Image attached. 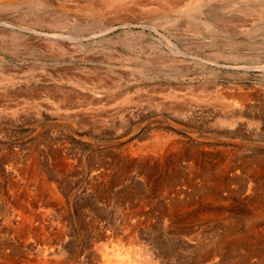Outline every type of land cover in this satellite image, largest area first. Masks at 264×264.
I'll return each mask as SVG.
<instances>
[{
    "label": "rangeland",
    "instance_id": "rangeland-1",
    "mask_svg": "<svg viewBox=\"0 0 264 264\" xmlns=\"http://www.w3.org/2000/svg\"><path fill=\"white\" fill-rule=\"evenodd\" d=\"M4 1L14 4L0 8V88L3 90L1 91L0 89V98L2 96L0 99V186L3 185L0 187V193L4 189L13 187L14 184L18 185L20 180L22 182L23 179H27V175L32 173L34 166L38 165L40 172H55L54 163H52L55 158H57L56 163L59 167L58 170H60L58 173L63 175L62 178H64L63 181L62 178L61 181L56 180V183L63 189L71 190L72 188V190L84 191L91 183L90 178L93 177L94 171L103 170L105 164L106 169L109 168V171L113 169L111 171L112 177H114L112 172L123 171L127 179L125 184H117L118 181L115 182L116 180L113 179L114 181L108 185L111 191L128 190L132 192L134 190L133 193H138L146 188L156 189L161 185L168 186L175 180L173 184L180 190L183 189L181 192L185 196L190 194V185L185 184L186 179L189 177L190 179L195 177L194 180L200 178L199 168H201L200 170L205 169L210 163L211 168L208 167V169L212 170H210V173L213 172L214 166H216L215 169L218 168V164L214 162L219 163L225 158H229L231 161H238L243 157L247 160L252 159V162L255 160V163L260 160L261 163H264V122H262L264 119H261L264 118V94H262L264 93V67H262L264 65V59H262L264 58V13L258 11V9L262 11L259 7V2L256 4L255 0H200L198 7L201 10L200 12V10L196 9H187L194 4L192 3L193 0H175L176 8L174 9L167 7L169 6L168 1L140 0L137 4L136 0H125L126 5L132 12L128 10V13L126 11L119 15L114 10L112 12V9L104 7H100L98 10L93 9L89 12L87 7L93 6L89 5L91 0H44L47 5L50 4L43 8L36 7L29 0ZM99 1L101 2L102 0H93L92 2L98 3ZM144 2L147 4L144 5ZM180 2H183V5ZM249 5L255 6L249 10L248 14L243 13L241 10H247L246 7H249ZM178 6L181 7L177 9ZM63 7L64 9H62ZM31 19L32 21H30ZM205 22L209 25L206 26ZM25 25L27 26L26 28ZM258 64H260L259 69ZM56 81L60 82L56 83ZM73 81L75 82L73 83ZM38 86H41L39 88L42 91L38 89ZM220 90H226V93L224 91L219 92ZM238 91L240 93L242 91L241 94H246L250 97H248V100L246 99V106H243L242 110H240V117L243 118L240 125L237 128H232L221 122L217 116L224 117L223 111L225 108L228 109L232 105H237L241 102V94ZM45 96L47 97L45 98ZM53 97L54 99H52ZM38 100H41V103ZM4 101L5 103H3ZM224 101L225 106L226 104L231 106L225 107ZM211 102L214 104L212 105ZM67 103H71V105ZM67 105L69 106L67 107ZM101 106L102 108L105 107L103 108L104 111H102ZM255 109L257 113L254 111ZM72 110L74 113H72ZM75 110H78V112L76 113ZM68 111L71 113H68ZM97 113L101 114L98 115ZM78 114L80 115L78 116ZM259 114L261 116L258 117ZM155 137H159L161 145L155 144ZM241 138H244V141ZM246 139L247 141H245ZM258 139L260 140L258 141ZM150 140H152V143ZM64 143L65 146L63 145ZM138 144L145 146L143 151L138 153V155H131L129 146L135 147ZM171 146H175V148ZM217 148L222 151L217 152ZM30 149L31 151H29ZM33 149L36 151L34 152ZM146 149H149V151L147 152ZM204 150L206 151L204 152ZM124 151L128 153L125 152L122 160L118 156L119 152ZM51 152L54 156L50 155ZM62 152L67 153L66 156L64 153L61 154ZM13 154L16 156L14 157ZM58 154H61L62 157ZM97 154L99 155L97 156ZM155 154L158 155L155 156ZM159 156L160 159L158 158ZM169 159L170 161L172 159L173 162H170ZM109 160H111V163ZM66 162L69 164H66ZM71 163H73L72 166H70ZM132 164L134 165L132 166ZM115 165L118 166L116 167ZM121 165L123 169L125 168V171L121 168ZM178 167H181V169ZM79 168L81 170L78 171ZM194 169L196 172L199 171L197 172L199 176L196 177L198 174ZM14 170L16 174L18 173V178L15 176ZM236 170L230 171V173L232 172L231 175H233L231 181L233 183L230 184V195L225 199L227 201L225 202L224 200V206L226 205L224 221L227 223V231L229 232L227 235L230 238L237 233L239 235L245 233L249 227L258 224L257 221L259 223L264 221V215L254 214L253 216L249 213L252 211V201L256 198H259V202L261 198L264 200V174L258 176L260 178L257 180V189L254 190L258 195L254 191L248 194L240 187L244 179ZM70 171H72L73 175ZM182 172L183 174H179ZM21 173L23 175L26 174L23 177ZM103 174L105 176L104 172ZM148 174L151 175L148 177L146 176ZM172 174L174 175L173 177ZM169 181L171 182L169 183ZM11 182L12 184H10ZM5 183H9L8 186ZM112 184L114 185L112 186ZM251 193L252 196L250 195ZM232 194L234 195L231 196ZM134 198L135 196H131L132 200H137ZM242 200H245L243 201L244 203ZM161 202L163 201L161 200ZM71 204L74 208L75 206L77 207L75 209L81 210L83 204L88 206L90 203L88 200L77 196L71 201ZM226 207H232V210ZM84 208L85 210L87 209L86 207ZM240 215H243V217ZM232 221L236 222L233 223ZM208 222L206 223L208 224ZM212 222L214 223L215 221ZM253 222L255 223L253 224ZM207 227L210 228L211 224ZM212 235V233H209L210 237ZM153 237L162 240L167 239L161 227L155 229ZM248 244H239L238 254L241 256V264L243 262L244 264H255L254 261L261 255H259V252L264 250L262 248L264 244L262 243L252 247ZM189 245L190 250L179 246V264H189L188 262L192 260V257L199 254L200 248L196 242H192ZM229 249L226 259L230 263L233 251L231 248ZM246 254L248 257L250 256L249 259ZM244 259H246V262Z\"/></svg>",
    "mask_w": 264,
    "mask_h": 264
},
{
    "label": "bare ground",
    "instance_id": "bare-ground-1",
    "mask_svg": "<svg viewBox=\"0 0 264 264\" xmlns=\"http://www.w3.org/2000/svg\"><path fill=\"white\" fill-rule=\"evenodd\" d=\"M11 1V0H10ZM25 1V0H24ZM31 4L36 7H47L48 5L44 0H29ZM48 1V0H47ZM51 1V0H50ZM87 7L89 12L93 9L98 10L100 7L112 9L117 13H125L129 7L126 5L125 0H102L98 3L92 2ZM95 1V0H94ZM131 1V0H130ZM168 1L167 7L170 9L176 8L175 0H161ZM160 1V2H161ZM181 1V0H180ZM184 1V0H183ZM226 1V0H225ZM237 1V0H236ZM256 4L259 2V12L264 13V0H255ZM21 2V1H20ZM23 2V1H22ZM88 2V1H87ZM97 2V1H96ZM137 4L140 0H136ZM135 2V3H136ZM143 2V1H142ZM148 2V1H147ZM186 2V1H185ZM184 2V3H185ZM200 0H193L192 6L188 10L198 9ZM215 2V1H214ZM213 2V3H214ZM24 3V2H23ZM26 3V2H25ZM29 3V2H28ZM131 3V2H130ZM154 3V2H153ZM163 3V2H162ZM181 3V2H180ZM188 3V2H187ZM248 3V2H247ZM246 3V4H247ZM14 3L0 0V8H5ZM16 4V3H15ZM128 4V3H127ZM140 4V3H139ZM144 5L145 2L143 3ZM159 4V3H158ZM157 4V5H158ZM179 4V3H178ZM183 5V2L181 3ZM180 4V5H181ZM221 4V3H220ZM255 4V5H256ZM133 5V3H132ZM152 5V4H151ZM163 5V4H162ZM186 5V4H184ZM203 5V4H202ZM207 5V4H206ZM240 5V3H239ZM248 5V4H247ZM251 5V4H250ZM246 7L247 10H241L243 13L248 14L250 9L255 5ZM137 6V5H136ZM135 6V7H136ZM141 6V4H140ZM143 6V5H142ZM149 6V5H148ZM159 6V5H158ZM166 6V5H165ZM84 7V6H83ZM139 7V6H137ZM146 7V6H145ZM151 7V6H150ZM161 7V6H160ZM178 6L177 9H179ZM239 7V6H238ZM241 7V6H240ZM16 8V7H15ZM30 8V7H29ZM34 8V7H33ZM39 8V9H40ZM58 8V7H57ZM148 8V7H146ZM157 8V7H156ZM166 8V7H165ZM201 8V6H200ZM51 9V8H49ZM56 9V8H55ZM61 9V7H60ZM64 9V7L62 8ZM80 9V8H79ZM145 9V8H144ZM153 9V7H152ZM159 9V8H158ZM162 9V8H161ZM167 9V8H166ZM212 9V8H211ZM239 9V8H238ZM33 10V9H32ZM42 10V9H41ZM40 10V11H41ZM135 10V9H134ZM141 10V8H140ZM146 10V9H145ZM226 10V9H225ZM36 11V10H35ZM39 11V10H38ZM65 11V10H64ZM63 11V12H64ZM106 11V10H105ZM131 11V10H130ZM154 11V10H153ZM187 11V10H186ZM216 11V10H215ZM46 12V11H45ZM56 12V11H55ZM82 12V11H81ZM85 12V11H84ZM88 12V11H86ZM93 12V11H92ZM111 12V13H112ZM132 12V11H131ZM143 12V11H142ZM185 12V11H184ZM201 12V10H200ZM98 13V12H97ZM116 13V14H117ZM147 13V12H145ZM149 13V12H148ZM30 14V13H29ZM49 14V13H48ZM103 14V13H102ZM137 14V13H136ZM155 14V12H154ZM170 14V13H169ZM178 15H181L177 13ZM176 14V15H177ZM46 15V13H45ZM105 15V14H104ZM114 15V14H113ZM141 15V14H140ZM23 16V15H22ZM26 16V15H25ZM30 16V15H29ZM84 16V15H83ZM170 16V15H169ZM262 16V15H261ZM37 17V16H36ZM35 17V18H36ZM45 17V16H44ZM55 17V16H54ZM53 17V18H54ZM59 17V16H58ZM65 17V16H64ZM86 17V16H85ZM192 17V16H191ZM210 17V16H209ZM208 17V18H209ZM20 18V17H19ZM29 18V17H28ZM38 18V17H37ZM93 18V17H92ZM91 18V19H92ZM178 18V17H177ZM201 18V17H200ZM212 18V17H210ZM209 18V19H210ZM184 19V17H183ZM197 19V18H196ZM208 19V20H209ZM43 20V19H42ZM61 20V19H60ZM59 20V21H60ZM163 20V19H162ZM167 20V19H165ZM187 20V19H186ZM259 20V19H258ZM22 21V20H21ZM32 21V19L30 20ZM38 21V20H37ZM52 21V20H51ZM54 21V20H53ZM64 21V20H63ZM169 21V20H168ZM177 21V20H176ZM41 22V21H40ZM88 22V21H87ZM172 22V21H171ZM212 22V21H211ZM34 23V22H33ZM170 23V22H169ZM174 23V22H173ZM216 23V22H215ZM46 24V23H44ZM50 24V23H49ZM58 24V22H57ZM63 24V23H61ZM91 24V23H90ZM206 26L209 25L205 22ZM4 25V24H3ZM35 25V24H32ZM59 25V24H58ZM57 25V27H58ZM202 25V24H201ZM245 25V24H244ZM256 25V24H255ZM6 26V25H5ZM37 26V25H36ZM258 26V25H257ZM27 26L25 25V28ZM87 27V26H86ZM229 27V26H228ZM256 27V26H255ZM254 27V28H255ZM10 28V27H9ZM29 28V27H28ZM34 28V27H33ZM32 28V29H33ZM192 28V27H191ZM200 28V27H199ZM253 28V29H254ZM11 29V28H10ZM29 29V30H32ZM61 29V28H60ZM193 29V28H192ZM191 29V30H192ZM201 29V28H200ZM18 30V29H17ZM108 30V29H107ZM258 30V29H257ZM33 31V30H32ZM235 31V30H234ZM35 32V31H34ZM191 33V32H190ZM193 33V32H192ZM47 34V33H46ZM89 34V33H88ZM17 35V34H16ZM20 35V34H19ZM61 35V34H60ZM67 35V34H66ZM73 35V34H72ZM220 35V34H218ZM222 35V34H221ZM225 35V34H224ZM51 36V35H50ZM58 36V35H57ZM68 36V35H67ZM206 36V35H205ZM262 36V35H261ZM48 37V36H47ZM64 37V36H63ZM229 37V36H228ZM234 37V36H233ZM45 38V37H44ZM134 38V37H133ZM169 38V37H168ZM196 38V37H195ZM198 38V37H197ZM210 38V37H209ZM126 39V38H125ZM124 39V40H125ZM212 39V38H211ZM16 40V39H15ZM129 40V39H128ZM198 40V39H197ZM49 42V41H48ZM172 42V41H170ZM216 42V41H215ZM219 42V41H218ZM262 42V41H261ZM167 43V41H166ZM169 43V42H168ZM176 43V42H175ZM1 44V43H0ZM174 44V43H173ZM209 44V43H208ZM57 45V44H56ZM167 45V44H166ZM170 45V43H169ZM176 45V44H175ZM257 45V44H256ZM8 46V45H7ZM52 46V45H51ZM173 47V45H171ZM177 46V45H176ZM196 46V45H195ZM67 47V46H66ZM246 47V46H245ZM257 47V46H256ZM158 48V47H157ZM174 48V47H173ZM197 48V47H196ZM213 48V47H212ZM218 48V47H217ZM61 49V48H60ZM133 49V48H132ZM198 50V49H197ZM220 50V49H219ZM261 50V49H260ZM160 51V50H159ZM231 51V49H230ZM220 52V51H219ZM227 52V51H226ZM248 52V51H247ZM259 52V51H257ZM222 53V52H221ZM253 53V52H251ZM71 54V53H70ZM249 54V53H248ZM237 56V55H236ZM192 57V56H191ZM194 57V56H193ZM249 57V56H248ZM246 58V57H245ZM204 59V58H203ZM250 59V57H249ZM253 59V58H252ZM261 59V58H260ZM264 59V58H262ZM209 61V60H208ZM253 61V60H252ZM197 62V61H196ZM144 63V61H143ZM213 63V61H212ZM218 63V62H217ZM219 64V63H218ZM241 64V63H240ZM257 65V64H256ZM262 65V64H261ZM223 66V64H222ZM250 66V65H249ZM248 66V67H249ZM260 64H258L259 69ZM241 67V65H240ZM245 67V66H244ZM251 67V66H250ZM253 67V66H252ZM264 67V65H262ZM146 68V67H144ZM261 68V67H260ZM138 69V68H137ZM147 69V68H146ZM244 69V68H243ZM252 69V68H251ZM254 69V68H253ZM257 69V68H256ZM7 70V69H6ZM151 70V69H150ZM154 70V69H153ZM231 70V69H230ZM58 72V71H57ZM141 72V71H140ZM145 73V71H144ZM148 73V72H147ZM113 74V73H112ZM81 75V74H80ZM257 75V74H256ZM98 76V75H97ZM259 76V75H258ZM55 77V76H54ZM82 77V76H81ZM66 78V77H65ZM83 78V77H82ZM92 78V77H91ZM133 78V77H132ZM80 79V78H79ZM54 80V79H53ZM1 81V80H0ZM13 81V80H11ZM18 81V80H17ZM63 81V80H62ZM79 81V80H78ZM81 81V80H80ZM9 82V81H8ZM60 81H56V83ZM72 82V81H71ZM75 81H73L74 83ZM4 83V82H3ZM66 83V81H65ZM6 84V83H5ZM11 84V83H10ZM9 84V85H10ZM13 84V83H12ZM61 84V83H60ZM78 84V83H77ZM1 85V84H0ZM3 85V84H2ZM235 85V84H234ZM57 86V85H56ZM7 87V86H6ZM5 87V88H6ZM38 86V89H40ZM60 87V86H57ZM72 88V87H71ZM239 88V86H238ZM1 91L2 88H0ZM31 89V88H30ZM35 89V88H34ZM220 89V88H219ZM246 89V88H245ZM42 91V89H40ZM50 90V89H49ZM61 90V89H60ZM24 91V90H23ZM29 91V90H28ZM39 91V90H38ZM37 91V92H38ZM46 91V90H45ZM48 91V90H47ZM224 91V90H223ZM219 91V92H223ZM226 91V90H225ZM224 91V92H225ZM252 91V90H251ZM12 92V91H11ZM10 92V93H11ZM27 92V91H26ZM34 92V91H33ZM36 92V90H35ZM40 92V91H39ZM44 92V91H43ZM237 92V91H236ZM239 92V91H238ZM9 93V94H10ZM32 93V92H31ZM41 93V92H40ZM48 93V92H47ZM63 93V92H62ZM226 93V92H225ZM242 93V91H241ZM239 92V94H241ZM14 94V93H13ZM26 94V93H25ZM219 94V93H218ZM238 94V95H239ZM264 94V93H262ZM29 95V94H28ZM39 95V94H38ZM46 95V94H45ZM225 95V94H224ZM249 95V94H248ZM257 95V93H256ZM10 96V95H9ZM14 96V95H13ZM30 96V95H29ZM50 96V95H48ZM58 96V95H57ZM54 96V97H57ZM70 96V95H69ZM73 96V95H72ZM71 96V97H72ZM82 96V95H81ZM86 96V95H85ZM227 96V95H226ZM225 96V97H226ZM234 96V94H233ZM4 97V96H3ZM26 97V96H25ZM36 97V96H35ZM47 96H45L46 98ZM52 97V96H50ZM54 97L52 99H54ZM78 97V96H75ZM122 97V96H121ZM211 97V96H210ZM230 97V96H229ZM246 94H241V102L237 105L224 106L229 107L224 109V117L217 116V118L234 128L238 127L243 118L240 117V110L245 104ZM254 97V96H253ZM2 98V96H1ZM0 98V99H1ZM28 98V97H26ZM236 98V96H235ZM252 98V97H251ZM258 98V97H257ZM7 99V97H6ZM57 99V98H56ZM60 99V98H59ZM65 99V98H64ZM70 99V98H69ZM76 99V98H75ZM79 99V98H77ZM220 99V98H219ZM233 99V98H232ZM9 100V99H8ZM12 100V99H11ZM81 100V99H80ZM217 100V98H216ZM236 100V99H235ZM250 100V99H249ZM254 100V99H253ZM7 101V100H6ZM46 101H48L46 99ZM61 101H63L61 99ZM96 101V100H95ZM41 103V100H38ZM52 102V101H51ZM67 102V101H66ZM72 102V101H71ZM89 102V101H88ZM91 102V101H90ZM216 102V101H214ZM218 102V101H217ZM216 102V103H217ZM238 102V101H237ZM5 103V101L3 102ZM48 103V102H47ZM50 103V102H49ZM59 103V101H58ZM62 103V102H60ZM65 103V102H63ZM109 103V102H108ZM119 103V102H118ZM125 103V102H124ZM212 103V102H211ZM215 103V104H216ZM231 103V101H230ZM228 103V104H230ZM235 103V102H234ZM258 103V102H257ZM69 104V103H67ZM85 104V103H84ZM121 104V103H120ZM214 103H212L213 105ZM232 104V103H231ZM35 105V104H34ZM43 105V104H42ZM41 105V106H42ZM45 105V104H44ZM49 105V104H48ZM71 105V103L69 104ZM67 105V107L69 106ZM37 106V105H36ZM40 106V107H41ZM199 106V105H198ZM223 106V107H224ZM5 107V106H4ZM7 107V106H6ZM47 107V106H46ZM111 107V106H110ZM119 107V106H118ZM64 108V107H63ZM87 108V107H86ZM102 108V106H101ZM105 108V107H103ZM102 108V111H104ZM213 108V107H212ZM217 108V107H216ZM250 108V107H249ZM262 108V107H261ZM77 109V108H76ZM80 109V108H79ZM95 109V108H93ZM98 110V108H96ZM180 109V108H179ZM39 110V109H38ZM82 110V109H80ZM88 110V108H87ZM90 110H92L90 108ZM89 110V111H90ZM96 110V111H97ZM177 110V108H176ZM214 110V109H213ZM73 111V110H72ZM84 111V110H82ZM94 111V110H93ZM107 111V110H106ZM249 111V110H248ZM256 112V109L254 110ZM75 112L77 113L78 110ZM86 112V111H84ZM83 112V113H84ZM100 112V111H99ZM220 112V111H219ZM58 113V112H57ZM68 113H71L68 111ZM74 113V111L72 112ZM80 113V112H79ZM82 113V112H81ZM90 113V112H89ZM94 113V112H93ZM102 113V112H101ZM100 113V114H101ZM106 113V112H105ZM184 113V112H183ZM257 113V112H256ZM64 114V113H62ZM98 114V113H97ZM96 114V115H97ZM98 114V115H100ZM104 114V113H103ZM262 114V112H261ZM261 114L258 115L261 116ZM58 115V114H57ZM75 115V114H74ZM80 114H78L79 116ZM107 115V114H106ZM112 115V114H111ZM218 115V114H217ZM63 116V115H62ZM73 116V115H71ZM84 116V115H83ZM87 116V115H86ZM91 116V115H90ZM89 116V117H90ZM95 116V115H93ZM242 116V115H241ZM56 117V116H55ZM106 117V116H105ZM74 118V117H73ZM72 118V119H73ZM80 118V117H79ZM85 118V117H83ZM253 118V117H252ZM63 119V118H62ZM65 119V118H64ZM81 119V118H80ZM87 119V118H86ZM84 119V120H86ZM105 119V118H104ZM259 119V118H257ZM264 119V118H261ZM212 120V119H211ZM67 121V120H66ZM65 121V122H66ZM83 121V120H82ZM87 121V120H86ZM64 122V123H65ZM88 122V121H87ZM94 122V121H93ZM264 122V121H262ZM75 123V122H74ZM86 123V122H85ZM92 123V122H91ZM90 123V124H91ZM246 123V122H245ZM67 124V123H66ZM65 124V125H66ZM68 125V124H67ZM71 125V124H70ZM84 125V124H82ZM94 125V124H93ZM223 125V124H222ZM246 125V124H245ZM248 126V125H247ZM223 129V128H222ZM228 131V130H227ZM248 131V130H247ZM250 131V130H249ZM252 131V130H251ZM234 132V131H233ZM254 132V131H252ZM251 132V133H252ZM229 133V131H228ZM250 133V132H249ZM257 133V132H256ZM152 134V133H151ZM198 134V133H197ZM238 135V134H237ZM245 135V134H244ZM242 137V136H240ZM262 137V136H261ZM260 137V138H261ZM202 138V137H201ZM247 138V137H246ZM252 138V137H251ZM256 138V137H255ZM156 143L161 145L159 137L154 138ZM242 139V138H241ZM244 139V138H243ZM242 139V140H243ZM257 139V138H256ZM262 139V138H261ZM249 140V139H248ZM255 140V139H254ZM260 139H258L259 141ZM199 141V140H198ZM244 141V140H243ZM247 141V139L245 140ZM53 142V141H52ZM55 142V141H54ZM152 143V140H150ZM166 143V141H164ZM242 142V141H241ZM240 142V143H241ZM164 143V144H165ZM49 144V143H48ZM59 144V143H58ZM122 144V143H120ZM150 144V143H149ZM148 144V145H149ZM246 144V142H245ZM44 145V144H43ZM47 145V144H46ZM55 145V144H54ZM65 146V143L63 144ZM119 145V144H118ZM173 145V144H172ZM194 145V144H193ZM197 145V144H195ZM253 145V142H252ZM39 146V145H38ZM45 146V145H44ZM50 146V145H49ZM48 146V147H49ZM59 146V145H58ZM61 146V145H60ZM59 146V147H60ZM63 146V147H64ZM123 146V145H122ZM128 146V145H127ZM126 146V147H127ZM151 146V144H150ZM164 146V145H163ZM167 146V144H166ZM57 147V146H56ZM62 147V146H61ZM145 147V146H144ZM140 144L135 147L129 146L131 155H138L144 149ZM175 148V146H171ZM243 147V146H242ZM249 147V145H248ZM50 148V147H49ZM55 148V147H52ZM51 148V149H52ZM152 148V147H151ZM163 148V147H162ZM165 148V147H164ZM167 148V147H166ZM199 148V147H198ZM220 148V147H219ZM237 148V146H236ZM235 148V149H236ZM32 149V148H31ZM31 149L29 151H31ZM37 149V148H36ZM50 149V151H51ZM58 149V148H57ZM104 149V148H103ZM150 149V148H149ZM149 149H146L148 152ZM153 149V148H152ZM150 149V150H152ZM171 149V148H170ZM201 149V148H200ZM212 149V148H211ZM240 149V148H239ZM238 149V150H239ZM245 149V148H244ZM68 150V149H66ZM65 150V152H66ZM119 150V148H118ZM162 150V149H160ZM199 150V149H198ZM13 151V150H12ZM34 151V149H33ZM36 151V150H35ZM34 151V152H35ZM38 151V150H37ZM47 151V150H45ZM49 151V150H48ZM53 151V149H52ZM57 151V150H56ZM55 151V152H56ZM59 151V150H58ZM64 151V149H63ZM71 151V150H70ZM102 151V150H101ZM112 151V150H111ZM123 151V150H120ZM169 151V148H168ZM172 151V150H171ZM193 151V150H192ZM206 150H204L205 152ZM213 151V149H212ZM222 151L218 150L217 152ZM226 151V150H225ZM14 152V151H13ZM12 152V153H13ZM62 152L61 154H65ZM116 152V151H115ZM125 152H119V158L122 159ZM154 152V151H153ZM157 152V151H156ZM159 152V151H158ZM157 152V153H158ZM184 152V151H183ZM194 152V151H193ZM208 152V151H207ZM210 152V151H209ZM231 152V151H230ZM229 152V153H230ZM234 152V151H233ZM31 153V152H30ZM54 153V151H53ZM69 153V152H68ZM97 153V151H96ZM99 153V151H98ZM128 153V152H126ZM160 153V152H159ZM166 153V151H165ZM169 153V152H168ZM189 154V152H187ZM191 153V152H190ZM215 153V152H214ZM237 153V152H235ZM252 153V152H251ZM250 153V154H251ZM257 153V152H256ZM32 154V153H31ZM37 154V153H36ZM39 154V153H38ZM47 154V153H46ZM58 154V155H61ZM67 154V153H66ZM65 154V156H66ZM70 154V153H69ZM91 154V153H90ZM109 154V153H108ZM162 154V153H161ZM167 154V153H166ZM165 154V155H166ZM179 154V153H178ZM184 154V153H183ZM219 154V153H218ZM233 154V153H232ZM247 154V153H246ZM258 154V153H257ZM28 155V154H27ZM52 155V152L50 153ZM85 155V154H84ZM99 154H97L98 156ZM127 155V154H126ZM158 154H155V156ZM160 155V154H159ZM191 155H193L191 153ZM205 155V154H204ZM222 155V154H221ZM235 155V154H234ZM248 155V154H247ZM261 155V154H260ZM11 156V155H10ZM14 156V154H13ZM16 156V155H15ZM14 156V157H15ZM35 156V155H34ZM54 156V155H52ZM96 156V155H95ZM94 156V157H95ZM96 156V157H97ZM148 156V155H147ZM146 156V157H147ZM152 156V155H151ZM150 156V157H151ZM188 156V155H187ZM201 156V155H199ZM232 156V155H231ZM238 156V155H237ZM19 157V156H17ZM36 157V156H35ZM56 157V155H55ZM58 157V156H57ZM62 157V155H61ZM60 157V158H61ZM68 157V156H67ZM95 157V158H96ZM116 157V156H115ZM131 157V156H130ZM133 157V156H132ZM144 157V156H142ZM172 157V156H171ZM170 157V158H171ZM183 157V156H182ZM198 157V156H197ZM218 157V156H217ZM247 157V156H246ZM252 157V156H251ZM256 157V156H255ZM254 157V158H255ZM3 158V157H2ZM37 158V157H36ZM41 158V157H40ZM45 158V156H44ZM50 158V157H49ZM48 158V159H49ZM54 158V157H53ZM59 158V157H58ZM65 158V157H64ZM72 158V157H70ZM80 158V156H79ZM83 158V157H82ZM87 158V157H86ZM98 158V157H97ZM100 158V157H99ZM103 158V157H102ZM110 158V157H109ZM149 158V156H148ZM147 158V159H148ZM160 159V156L158 157ZM190 158V157H189ZM202 158V157H201ZM221 158V157H220ZM249 158V157H248ZM253 158V157H252ZM257 158V157H256ZM261 158V156H260ZM259 158V159H260ZM10 159V158H9ZM12 159V158H11ZM14 159V158H13ZM27 159V157H26ZM42 159V158H41ZM47 159V158H46ZM52 159V157H51ZM56 159L52 162L55 172L47 173L40 172L36 166L33 167L32 173L27 175L28 178L23 179L21 184L4 189L0 193V264H179L178 251L179 246L183 249L190 250V243L196 242L199 245V254L192 257L191 264H241V256L238 254V249L241 243H249L252 246L257 244H264V221L249 227V231L245 233L236 234L230 238L227 233L225 217V200L230 195V184L233 179L230 171L236 170L242 175V190L252 192L256 190L258 176L264 174V163L258 161L252 162L241 157L238 161H231L229 158H223L218 164L213 167V172L209 166L199 168L200 178L194 180L186 179L185 184L190 185V194L185 196L173 183L175 180L169 181L168 186L161 185L156 189L146 188L144 191L133 193L130 191H111L108 187L110 182L115 179L118 183H126V175L123 171L112 172L104 169L99 172L94 171V175L90 178V184L84 191H77L70 189H63L57 185V181H61L63 175L59 174L58 164ZM69 159V158H68ZM117 159V158H116ZM124 159V158H123ZM122 159V160H123ZM129 159V157H128ZM143 159V158H140ZM150 159V158H149ZM192 159V158H191ZM205 159V158H203ZM208 159V158H207ZM32 162V158L30 157ZM29 160V161H30ZM35 160V159H33ZM62 160V159H61ZM70 160V159H69ZM80 160V159H79ZM94 160V159H93ZM96 160V159H95ZM106 160V158H105ZM114 162L115 160L112 159ZM127 160V159H126ZM125 160V163H126ZM131 160V159H130ZM145 160V159H144ZM157 160V159H156ZM165 160V158H164ZM206 160V159H205ZM220 160V159H218ZM217 160V161H218ZM258 160V159H257ZM43 161V160H42ZM64 161V160H63ZM78 161V160H76ZM75 161V162H76ZM90 161V160H89ZM92 161V160H91ZM102 161V160H101ZM104 161V160H103ZM111 163V160H109ZM129 161V160H128ZM147 161V160H145ZM170 161V159H169ZM173 162V160L171 159ZM170 161V162H171ZM177 161V160H176ZM180 161V160H179ZM193 161V159H192ZM203 161V160H202ZM209 161V160H208ZM19 162V161H18ZM35 162V161H34ZM60 162V161H59ZM72 162V161H71ZM94 162V161H93ZM105 162V161H104ZM113 162V164H115ZM123 162V161H122ZM136 162V161H135ZM207 162V161H206ZM260 162V163H259ZM39 163V161H38ZM61 163V162H60ZM133 163V162H132ZM145 163V162H144ZM148 163V162H147ZM159 164L161 162L158 161ZM165 163V162H164ZM168 163V162H167ZM188 163V162H187ZM192 163V162H191ZM190 163V164H191ZM201 163V162H199ZM205 163V162H204ZM15 164V163H14ZM19 164V163H18ZM33 164V163H32ZM31 164V165H32ZM36 164V163H34ZM66 164H69L66 162ZM64 164V165H66ZM73 163L70 164L72 166ZM80 164V163H79ZM91 164V162H90ZM95 164V163H93ZM92 164V165H93ZM107 164V163H106ZM124 164V163H123ZM136 164V163H135ZM155 164V163H154ZM170 164V163H169ZM178 164V163H177ZM176 164V165H177ZM194 164V163H193ZM196 164V163H195ZM13 165V164H12ZM11 165V166H12ZM30 165V164H29ZM28 165V166H29ZM62 165V166H64ZM83 165V164H82ZM98 165V164H97ZM108 165V164H107ZM112 165V164H111ZM120 165V163H119ZM134 164H132L133 166ZM139 165V164H138ZM142 165V164H141ZM145 165V164H144ZM149 165V163H148ZM166 165V164H165ZM198 165V164H197ZM10 166V165H9ZM17 166V165H15ZM14 166V167H15ZM20 166V165H19ZM27 166V165H26ZM61 166V167H62ZM81 166V165H80ZM85 166V165H84ZM83 166V167H84ZM88 166V165H87ZM110 166V164H109ZM116 166V165H115ZM118 166V165H117ZM116 166V167H117ZM143 166V165H142ZM150 166V165H149ZM170 166V165H169ZM192 166V165H191ZM195 167V165H193ZM202 166V165H200ZM199 166V167H200ZM205 166V165H204ZM212 166V165H211ZM18 167V166H17ZM25 167V166H24ZM52 167V166H50ZM97 167V166H96ZM95 167V168H96ZM103 167V166H102ZM101 167V168H102ZM129 167V166H128ZM131 167V165H130ZM148 167V166H147ZM151 167V166H150ZM161 167V166H160ZM171 167V166H170ZM185 167V166H184ZM203 167V166H202ZM63 168V167H62ZM72 168V167H71ZM100 168V169H101ZM122 168V165H121ZM135 168V166H134ZM140 168V165H139ZM143 168V167H141ZM181 169V167H178ZM187 168V166H186ZM211 168V167H210ZM14 169V168H12ZM18 169V168H17ZM22 169V168H21ZM51 169V168H50ZM76 169V168H75ZM98 169V168H97ZM111 169V168H110ZM123 169V168H122ZM160 169V168H159ZM177 169V168H176ZM184 169V168H182ZM192 169V168H191ZM196 169V168H195ZM194 169V171H195ZM239 169V170H238ZM20 170V168H19ZM42 170V169H41ZM49 170V169H48ZM81 170L80 168L78 171ZM93 170V169H92ZM99 170V169H98ZM125 171V168L123 169ZM128 170V169H126ZM137 170V169H135ZM158 170V169H157ZM161 170V169H160ZM188 170V169H187ZM198 170V169H197ZM15 171V170H14ZM31 171V170H29ZM116 171V170H115ZM118 171V170H117ZM131 171V169H130ZM142 171V170H141ZM159 171V170H158ZM163 171V170H162ZM168 171V170H167ZM177 171V170H176ZM179 171V170H178ZM183 171V170H182ZM186 171V170H185ZM212 171V170H211ZM22 172V171H21ZM74 172V171H73ZM105 173V176L103 174ZM106 172H108L106 174ZM137 172V171H135ZM148 172V171H147ZM157 172V171H155ZM190 172V171H189ZM196 172V171H195ZM196 172V173H197ZM234 172V171H233ZM14 173V172H13ZM28 173V172H27ZM72 174V171H70ZM76 173V172H75ZM90 173V171H89ZM126 173V172H125ZM138 173V172H137ZM141 173V172H140ZM12 174V173H11ZM20 174V173H19ZM26 174V173H25ZM23 175V177L25 176ZM64 174V173H63ZM86 174V173H85ZM127 174V173H126ZM162 174V172H161ZM165 174V173H164ZM179 174H183L179 173ZM178 174V175H179ZM198 174V173H197ZM237 174V173H236ZM13 175V174H12ZM15 171V176H17ZM20 175V177H21ZM73 175V174H72ZM75 175V174H74ZM144 175V174H143ZM151 175V174H150ZM149 174L146 176H150ZM153 175V174H152ZM156 175V174H154ZM159 175V174H158ZM194 175V174H193ZM7 176V172H6ZM11 176V175H10ZM14 176V177H15ZM66 176V175H65ZM64 176V177H65ZM83 176H85L83 174ZM134 176V174H133ZM140 176V175H139ZM160 176V175H159ZM170 176V175H169ZM174 175L172 174V177ZM177 176V175H176ZM185 176V175H184ZM188 176V175H187ZM195 176V175H194ZM199 176L196 175V177ZM236 176V175H235ZM262 176V175H261ZM5 177V176H4ZM12 177V176H11ZM10 177V179H11ZM88 177V176H86ZM85 177V178H86ZM178 177V176H177ZM193 177V176H192ZM237 177V176H236ZM234 177V178H236ZM6 178V177H5ZM18 178V176H17ZM79 178V177H78ZM138 178V177H137ZM141 178V177H140ZM151 178V177H150ZM157 178V177H155ZM154 178V179H155ZM159 178V177H158ZM181 178V175H180ZM185 178V177H184ZM7 179V178H6ZM64 178H62L63 181ZM68 179V178H67ZM72 179V178H71ZM183 179V178H182ZM262 179V178H261ZM1 180V179H0ZM14 180V178H13ZM57 180V181H56ZM73 180V179H72ZM76 180V179H75ZM83 180V178H82ZM132 180V179H131ZM148 180V179H147ZM150 180V179H149ZM152 180V179H151ZM240 180V179H239ZM4 181V180H3ZM2 181V182H3ZM12 181V180H11ZM66 181V180H65ZM78 181V179H77ZM80 181V180H79ZM134 181V180H133ZM153 181V180H152ZM234 181V180H233ZM236 181V179H235ZM238 181V180H237ZM262 181V180H259ZM258 181V182H259ZM9 182V181H8ZM74 182V181H73ZM89 182V181H88ZM114 182V183H115ZM131 182V181H130ZM147 182V181H146ZM163 182V181H162ZM183 182V181H182ZM4 183V182H3ZM7 183V181H6ZM5 183V184H6ZM60 183V182H58ZM62 183V182H61ZM69 183V182H68ZM77 183V182H76ZM81 183V182H80ZM79 183V184H80ZM141 183V182H140ZM151 183V182H150ZM161 183V182H160ZM235 183V182H234ZM9 184V183H8ZM8 184H6L8 186ZM12 184V182L10 183ZM66 184V183H65ZM132 184V183H131ZM145 184V183H144ZM148 184V183H147ZM146 184V185H147ZM241 184V183H240ZM259 184V183H258ZM64 185V184H63ZM70 185V184H69ZM73 185V184H72ZM76 185V184H75ZM114 184H112L113 186ZM178 185V184H177ZM181 185V184H180ZM183 185V184H182ZM3 186V185H2ZM0 186V187H2ZM10 186V185H9ZM66 186V185H65ZM68 186V185H67ZM130 186V185H129ZM145 186V185H144ZM149 186V185H148ZM151 186V185H150ZM179 186V185H178ZM185 186V185H184ZM62 187V186H61ZM137 187V186H136ZM188 187V186H187ZM115 188V187H114ZM120 188V187H119ZM141 188V187H140ZM181 188V187H180ZM189 188V187H188ZM261 188V187H260ZM76 189V188H75ZM118 189V188H117ZM126 189V188H125ZM137 189V188H136ZM238 189V188H237ZM120 190V189H119ZM186 190H188L186 188ZM241 190V189H240ZM233 191V190H232ZM260 191V190H259ZM235 192V191H234ZM255 192V191H254ZM181 195L179 196V194ZM188 193V192H187ZM233 193V192H231ZM239 193V192H238ZM237 193V194H238ZM256 193V192H255ZM260 193V192H259ZM245 194V193H244ZM247 194V195H248ZM257 194V193H256ZM261 194V193H260ZM232 194L231 196H233ZM242 195V194H241ZM252 196V193L250 194ZM258 195V194H257ZM81 197L89 201V205L83 204L81 210H77L72 206L71 201L75 197ZM131 196H135L132 200ZM244 196V195H243ZM239 197V196H238ZM262 197V196H261ZM249 198V197H248ZM254 198V197H252ZM256 198V196H255ZM231 199V198H230ZM241 199V198H240ZM259 198L252 201L251 215H264V200L259 202ZM161 200L163 202H161ZM225 200V202H224ZM232 200V199H231ZM247 200V199H246ZM240 201V200H239ZM245 200H242V202ZM249 202V201H248ZM213 203V204H210ZM244 203V202H243ZM87 204V203H86ZM228 204V203H227ZM80 206V205H79ZM86 207L87 209L85 210ZM228 207V206H227ZM226 207V208H227ZM235 207V206H234ZM246 207V206H245ZM248 207V208H249ZM232 208V207H231ZM227 208V209H231ZM241 208V207H240ZM247 208V209H248ZM84 209V210H83ZM234 209V208H233ZM237 209V208H236ZM254 209V210H253ZM232 210V209H231ZM235 210V209H234ZM239 210V209H238ZM242 210V209H241ZM240 210V211H241ZM244 210V209H243ZM230 211V210H229ZM247 211V210H246ZM250 211V210H249ZM231 212V211H230ZM234 212V211H232ZM248 212V211H247ZM235 213V212H234ZM238 213V212H237ZM244 213V212H243ZM246 213V212H245ZM231 215V214H230ZM237 215V214H235ZM246 215V214H245ZM243 217V215H240ZM230 217V216H228ZM237 217V216H236ZM251 217V216H250ZM239 218V217H238ZM253 219V218H252ZM232 220V219H231ZM248 220V219H247ZM210 223H209V222ZM212 221H215L214 223ZM230 221V220H229ZM237 221V220H236ZM235 221V222H236ZM208 222V224L206 223ZM233 222V221H232ZM233 222V223H235ZM238 222V221H237ZM241 222V221H240ZM250 222V220H249ZM232 223V224H233ZM255 222H253L254 224ZM211 224V227H207ZM234 225V224H233ZM237 225V223H236ZM239 225V224H238ZM206 226V227H205ZM243 226V225H242ZM245 226V225H244ZM157 227H161L166 240L153 237V233ZM238 227V226H237ZM244 228V227H243ZM237 229V228H236ZM159 230V229H158ZM231 230V229H230ZM242 230V229H240ZM237 231V230H236ZM244 231V230H243ZM242 231V232H243ZM231 232V231H230ZM156 233V232H155ZM212 233V237L209 236ZM232 233V232H231ZM233 235V234H232ZM152 237V239H151ZM160 237V236H159ZM248 244V245H249ZM196 246V245H195ZM244 246V245H243ZM198 248V247H197ZM233 253L229 261L226 259L230 250ZM264 248V247H262ZM194 249V248H193ZM237 249V250H236ZM248 249V248H247ZM251 249V248H250ZM253 249V248H252ZM194 250H197L196 248ZM237 252H236V251ZM245 250V249H244ZM243 250V251H244ZM254 250V249H253ZM193 251V250H192ZM257 251V250H256ZM260 251V250H259ZM258 251V252H259ZM249 252V251H248ZM255 252V251H254ZM252 254V253H251ZM261 254V255H260ZM186 255V254H185ZM192 255V254H190ZM257 255V254H256ZM255 264H264V250L259 252ZM247 256V254H246ZM248 257V256H247ZM252 257V256H251ZM257 257V256H256ZM250 256L248 257V259ZM190 260V259H189ZM246 262V259H244ZM254 260V259H253ZM182 261V260H181ZM190 262H188L190 264ZM241 262V263H240ZM252 262V261H251ZM250 263V261H249ZM181 264V263H180ZM244 264V262H243ZM246 264V263H245ZM254 264V263H253Z\"/></svg>",
    "mask_w": 264,
    "mask_h": 264
}]
</instances>
